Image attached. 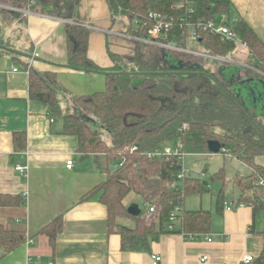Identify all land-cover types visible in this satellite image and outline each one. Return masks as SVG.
Instances as JSON below:
<instances>
[{"label": "trees", "instance_id": "1", "mask_svg": "<svg viewBox=\"0 0 264 264\" xmlns=\"http://www.w3.org/2000/svg\"><path fill=\"white\" fill-rule=\"evenodd\" d=\"M5 1L15 7H39L42 11L69 19L74 18L77 7L82 2ZM33 2L37 5H32ZM181 2L184 7L176 8ZM107 4L112 20L119 16L118 19L129 24L134 19L148 21V15L152 11L162 13L169 20L174 19V27L166 42L201 51L190 46L191 31L195 30L198 40L194 43H198L203 52L230 58L236 48L234 41L224 40L195 25L199 19H214L222 13H228L233 18L231 0H107ZM192 7L193 13L190 10ZM181 17L186 19L181 22ZM3 20L4 16L0 14V44L9 47L4 39ZM149 24H152L151 20ZM231 27L247 44L252 57L249 62L251 66L243 69L244 77L264 80V40L243 19L234 17ZM120 31L133 35L148 33V29L144 28L135 29L129 26L126 29L123 23ZM65 32L68 65L73 69L106 71L105 90L74 96L73 107L79 112L71 113L61 103L58 74L36 69L24 62L29 74L30 93L32 98L48 105L52 118L63 121L65 133L78 137V151L82 157L93 155L97 161L104 160L103 168L108 176L95 190L100 191V199L108 207L110 230L121 234L124 250L149 249L152 240L169 231L167 226L170 215L177 206L181 209L175 224L179 226L180 232L192 235L211 232V210H188L184 207L188 196L207 191L209 184L189 174L179 180L178 174L183 170V165L174 157H148L149 151L174 140L182 144L186 154L210 152V140H219L226 150L229 146L230 154L252 169L250 174L237 175L233 180L239 190L238 204L249 206L255 214H262L264 217V186L259 184V177L264 174V164L256 162L257 157L264 159V115L244 101L241 93H237V89L241 90L240 81L235 84L231 79L232 75L237 74V70L218 60V67H212L206 64L207 60L203 61L195 55L169 51L174 59L183 60L188 64L181 68V71L201 73L138 75V72H168L172 68L169 63L165 65L164 61H160V53L151 54L144 49L154 45L139 41L131 43L130 40H127L130 53L124 54L108 48L113 65L104 70L89 56L91 29L83 21L73 19L67 22ZM157 48L160 49L158 46ZM6 51L0 48V52ZM194 64H200V67L191 68ZM219 84L231 97H228ZM233 100L244 108L263 132ZM84 116L90 117L91 121L95 120V124L90 123ZM100 127L111 134V143L100 134ZM26 140L25 133H16V150L24 149ZM133 145H137L138 149L131 151ZM112 166H115V169L112 170ZM217 175L218 173L215 177ZM222 179L225 180L223 176ZM175 181L176 185L170 186V183ZM130 192L141 196L145 204H155L156 211L150 215L145 214L143 210L139 216L130 214L128 206L124 204V199ZM87 196L89 194L85 197ZM1 202L3 203V200ZM225 205L224 193L221 191L216 198L217 212H222ZM127 217L136 220L135 227L121 222L122 218ZM63 226V216H58L41 231L46 233L52 245H55ZM262 235L264 236V228ZM25 240L24 232L0 225V247L5 252L13 250ZM258 261L264 264V246Z\"/></svg>", "mask_w": 264, "mask_h": 264}, {"label": "crops", "instance_id": "2", "mask_svg": "<svg viewBox=\"0 0 264 264\" xmlns=\"http://www.w3.org/2000/svg\"><path fill=\"white\" fill-rule=\"evenodd\" d=\"M231 1L233 20H245L264 40V0ZM7 10L15 16L3 21L5 42L33 57L0 52V225L26 234L25 242L13 250L5 252L0 247V264H153L152 253L160 254L163 264H262L258 257L264 246V217L238 204V199L226 202L230 209L225 205L222 212H216L211 232L198 240L180 232L176 225L175 231L152 240L149 249L124 250L121 234L110 230L108 207L95 190L108 176L104 160L81 156L78 137L65 133L63 121L50 116L48 105L32 98L24 66L27 62L36 69L56 72L64 101L102 91L106 71L62 66L68 65L65 24L78 19L101 28L91 29L89 56L107 70L113 65L108 48L131 52L127 40L104 31H120L123 21L112 20L107 0H82L73 19L39 7ZM251 58L246 45L236 44L227 58L232 69L240 70L236 79L245 78L243 69L251 66ZM18 132L27 138L22 150H16L14 136ZM70 159L74 165L68 168ZM17 164L28 166V170H16ZM137 196L130 192L124 204L137 203ZM198 209L205 208L201 205L194 210ZM58 216H63L64 226L52 245L41 230ZM121 222L136 226L133 217ZM248 255L255 259L245 263Z\"/></svg>", "mask_w": 264, "mask_h": 264}, {"label": "built area", "instance_id": "3", "mask_svg": "<svg viewBox=\"0 0 264 264\" xmlns=\"http://www.w3.org/2000/svg\"><path fill=\"white\" fill-rule=\"evenodd\" d=\"M35 3V2H33ZM184 7V3H179L177 4L176 8L181 9ZM191 12H194V8L192 7ZM149 18L148 21L146 20H141V19H134L131 24L129 22H123V25L125 26L126 29L130 27H134L135 29L137 28H144L148 29V33L146 35H133L128 33L127 31H117V30H112V29H104L105 32L108 34L112 35H117L125 40H130V42L134 41H139L148 45H154L158 46L162 49H167L170 52L178 51V52H184L188 53L191 55H195L199 58H201L203 61H208L209 59H216L220 61L221 63H227L231 62L229 59L216 56L214 54H209L203 51L191 49V48H186L182 47L181 45L175 44V43H169L166 42L165 40L168 38L169 33L172 31L174 27V22L172 20H169L166 18L165 15L159 12H150L149 13ZM119 16H117L116 20L118 19ZM186 17H181L180 21H184ZM149 20L152 21V24H149ZM232 23H233V18L228 14V13H222L218 15L214 19H199L196 21L195 25L198 27H201L203 30L209 31L210 33L214 35L220 36L224 40H231L234 41L236 44H244L247 46L245 42H243L238 34L232 29ZM89 29L93 30H101V28L95 24L92 23H84ZM191 42H197V34L195 30L191 31L190 35ZM248 48V46H247ZM17 68H15V71ZM53 121V119H52ZM131 151H135L138 149L137 145H133L131 148ZM224 152H227L226 148L223 146L222 150ZM186 152L182 148V144L180 142H177V144L174 147L168 146L167 144L162 145L160 147H156L155 149L151 150L148 152V157L149 158H164V159H169L171 157H174L177 159V161L181 162L182 165L184 164V158H185ZM74 165V161L72 159L68 160L67 162V167L71 168ZM16 170L21 171L22 173H25L28 170V166L26 165H16ZM186 175V172L184 170L180 171L178 174V179L182 180L183 177ZM176 181L170 183V186L174 187L176 185ZM259 184L264 186V174L260 175L259 177ZM147 208L148 212L147 214H153L156 211V205L155 204H150L147 203ZM227 206V205H226ZM227 209H230L229 206L226 207ZM180 206H177L175 211L172 212L170 215L169 223H168V230L169 231H175L176 230V224L175 222L178 219V214L180 213ZM201 237V235H190L191 239L198 240ZM209 240H211L210 237H208ZM153 264H163V257L160 254L157 253H152L151 254ZM207 258V257H205ZM254 256L253 255H248L245 257L244 262L245 263H250L254 261Z\"/></svg>", "mask_w": 264, "mask_h": 264}, {"label": "rangeland", "instance_id": "4", "mask_svg": "<svg viewBox=\"0 0 264 264\" xmlns=\"http://www.w3.org/2000/svg\"><path fill=\"white\" fill-rule=\"evenodd\" d=\"M0 4L5 7L0 6V14L4 16V20L14 17L15 13L8 11V8H17L13 6L10 2L2 0L0 1ZM7 8V9H6ZM14 15V16H13ZM3 20V21H4ZM190 46H194V48L200 49L198 43H190ZM145 50H148L149 53L155 54L156 52L160 53V57L163 55V51L169 52L167 49L157 48V46L152 47H145ZM162 50V52H161ZM204 51V50H203ZM208 66L215 67L218 64V61L216 59H209L208 62H206ZM218 67V65H217ZM237 78V77H236ZM138 79V78H136ZM239 79H236L235 82L239 83ZM105 90V88L103 89ZM97 92V91H95ZM94 93V92H93ZM62 94V93H61ZM61 103L63 105L66 104V110L70 111L71 113H75L74 101L72 100L71 96L69 99L63 100V97L61 96ZM70 106V107H69ZM261 106V104H260ZM259 106V108H260ZM65 107V106H64ZM90 123L95 124V120L91 121ZM100 134L106 139L108 143H111L112 137L111 134L104 128H99ZM177 144V141L174 140L172 142H168V146L174 147ZM226 153L219 152V153H187L184 158V164H183V170L186 172V174L192 175L195 178H199L203 180L204 182L208 183L209 186H207V191L203 193H196L188 196L185 200V207L190 209L200 208L201 205L203 208L212 210L213 212V218H216V198L217 194L221 191L224 193V200L225 202L232 203V200L235 201L239 198V190L234 185V178L237 175H248L251 173L252 169L251 167L246 164L245 162L237 159L236 157L232 156L230 154V148L227 147ZM256 162L260 165L264 164L263 157H257ZM218 173V175L215 177V174ZM222 176L225 178L223 181ZM137 203L140 205V208L145 212V214L148 212L147 205L143 201L141 196L136 197Z\"/></svg>", "mask_w": 264, "mask_h": 264}, {"label": "water", "instance_id": "5", "mask_svg": "<svg viewBox=\"0 0 264 264\" xmlns=\"http://www.w3.org/2000/svg\"><path fill=\"white\" fill-rule=\"evenodd\" d=\"M0 48L10 51L12 53L18 54V55H23L29 58H32V55H29L27 53L15 50L11 47L5 46L0 44ZM165 65H167L168 63L170 64V67L172 68L171 71L168 72H163V71H157V72H138L136 74L138 75H144V74H163V73H172V74H179V73H189V74H194V73H201L198 71H191V72H184L181 71L180 69L188 66L187 63H184L183 60H178V59H174L171 54L169 52H165L163 51V55L161 58ZM62 66H66V67H70L69 65H62ZM200 64H194L191 65V68H199ZM71 68V67H70ZM78 70H84V71H90V72H99V71H94V70H85V69H78ZM240 70L237 69V74L235 73L234 75H232V80L234 81L236 79V76L238 78ZM131 74V72H128ZM219 86L221 87V89L228 95V97H231L230 94L228 92H226V90L219 84ZM240 89H237V93H241L243 96V100L247 101L248 104L250 106H254V108L259 109V114L264 115V80L259 79H242L240 80V84H239ZM234 103L237 105V107L244 112L247 117L252 121V123L260 130L263 132V130L261 129V127L259 125L256 124V122L251 118V116L249 114H247V112L244 110V108L235 100H233ZM261 104V106H260ZM260 106V108H259ZM77 112H79L78 110H76ZM85 118H87L88 120H91L90 117L88 116H84ZM224 145L219 141V140H210L208 143V147L210 152L212 153H219L222 150V147ZM112 169H115V166L111 167ZM128 212L134 216H139L142 213V209L140 208V205L136 202L131 203L128 208H127Z\"/></svg>", "mask_w": 264, "mask_h": 264}, {"label": "flooded vegetation", "instance_id": "6", "mask_svg": "<svg viewBox=\"0 0 264 264\" xmlns=\"http://www.w3.org/2000/svg\"><path fill=\"white\" fill-rule=\"evenodd\" d=\"M233 81V80H232ZM233 83L237 84V82H235V80L233 81Z\"/></svg>", "mask_w": 264, "mask_h": 264}]
</instances>
